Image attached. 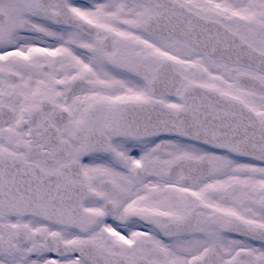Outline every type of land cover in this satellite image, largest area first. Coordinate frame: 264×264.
<instances>
[{
  "label": "flooded vegetation",
  "instance_id": "obj_1",
  "mask_svg": "<svg viewBox=\"0 0 264 264\" xmlns=\"http://www.w3.org/2000/svg\"><path fill=\"white\" fill-rule=\"evenodd\" d=\"M176 1L264 56V0ZM152 11L144 0H0V154L62 170L83 193L74 226L0 214V264H264L263 162L120 127L128 103L179 105L198 84L264 128V70L139 30ZM249 163L254 183L235 181Z\"/></svg>",
  "mask_w": 264,
  "mask_h": 264
},
{
  "label": "water",
  "instance_id": "obj_2",
  "mask_svg": "<svg viewBox=\"0 0 264 264\" xmlns=\"http://www.w3.org/2000/svg\"><path fill=\"white\" fill-rule=\"evenodd\" d=\"M154 9L137 28L174 37L209 57L225 58L264 70V56L217 21L204 18L175 0H144ZM179 106L162 101L128 103L121 131L128 136L172 133L264 162V128L241 101L215 89L191 85ZM62 170L47 172L20 156L0 155V213L36 215L77 225L83 193L64 185ZM71 183V182H70Z\"/></svg>",
  "mask_w": 264,
  "mask_h": 264
},
{
  "label": "rangeland",
  "instance_id": "obj_3",
  "mask_svg": "<svg viewBox=\"0 0 264 264\" xmlns=\"http://www.w3.org/2000/svg\"><path fill=\"white\" fill-rule=\"evenodd\" d=\"M247 166H250V173H248L246 176H241L239 174V172H237V174L234 176L235 181H239L240 179L246 180L248 183H254V177L252 176V169L255 167V165L253 166L252 164H247ZM248 168V167H247Z\"/></svg>",
  "mask_w": 264,
  "mask_h": 264
}]
</instances>
